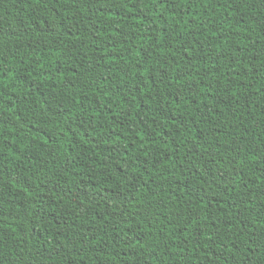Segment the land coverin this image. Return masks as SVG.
<instances>
[{
	"label": "trees",
	"instance_id": "16d2710c",
	"mask_svg": "<svg viewBox=\"0 0 264 264\" xmlns=\"http://www.w3.org/2000/svg\"><path fill=\"white\" fill-rule=\"evenodd\" d=\"M0 264H264V0H0Z\"/></svg>",
	"mask_w": 264,
	"mask_h": 264
}]
</instances>
